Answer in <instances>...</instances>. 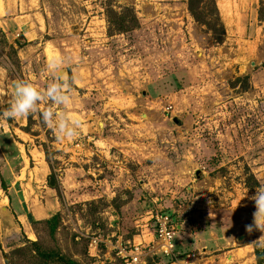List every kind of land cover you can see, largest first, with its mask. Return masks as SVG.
<instances>
[{"label": "rangeland", "instance_id": "obj_1", "mask_svg": "<svg viewBox=\"0 0 264 264\" xmlns=\"http://www.w3.org/2000/svg\"><path fill=\"white\" fill-rule=\"evenodd\" d=\"M216 1L221 44L187 0H0L17 52L10 60L0 45V112L17 81L45 89L59 56L77 83L57 110L83 123L58 142L40 115L48 101L0 122V206L11 213L0 216V264L27 239L86 264H119L120 246L143 239L134 234L154 235L156 213L170 216L175 247L166 255L156 237L141 241L152 247L143 264H257L252 243L264 233L245 225L264 185V0ZM110 6L133 7L138 27L109 34ZM22 32L35 39L18 47ZM54 214L51 237L43 221Z\"/></svg>", "mask_w": 264, "mask_h": 264}, {"label": "trees", "instance_id": "obj_2", "mask_svg": "<svg viewBox=\"0 0 264 264\" xmlns=\"http://www.w3.org/2000/svg\"><path fill=\"white\" fill-rule=\"evenodd\" d=\"M187 9L193 19L199 24L205 26L206 30L211 33L212 38L218 44H221L225 38V26L222 21L216 0H187ZM263 5L258 9L259 19L264 21ZM106 20L108 33H122L128 32L138 27L139 20L133 7L124 6L120 10L113 7L106 8ZM17 46L20 47L28 41L24 36L16 40ZM0 45L9 47V58L17 59L16 48L9 44L7 38L0 27ZM13 55V56H12ZM30 121V117L28 118ZM1 187L4 189L3 181ZM9 197V196H8ZM49 228L50 236L54 237V233L60 225V217L54 214L50 218L44 220ZM253 254L257 264H264V246L256 244L254 246ZM6 264H86L76 258L67 255L61 251L56 245L46 247L38 240L27 239L25 244L13 249L11 253L3 254ZM93 262L92 257H88ZM174 261L173 258L166 264Z\"/></svg>", "mask_w": 264, "mask_h": 264}, {"label": "clouds", "instance_id": "obj_3", "mask_svg": "<svg viewBox=\"0 0 264 264\" xmlns=\"http://www.w3.org/2000/svg\"><path fill=\"white\" fill-rule=\"evenodd\" d=\"M63 63V58L59 56L48 61L47 70L53 73L54 79L45 89L24 80L17 81L9 107L0 112V122L35 114L39 112L40 104L48 101L50 103L47 109L40 115L42 123L52 129L56 140L63 142L79 135V129L83 127L82 121L66 111L57 110L58 105L67 106L72 102L73 86L77 83L75 70L69 75L63 71ZM250 200L254 203L255 211L252 222L245 225V230L249 234L257 230L264 233V185L255 190ZM209 204L211 205V201ZM253 244H264V235Z\"/></svg>", "mask_w": 264, "mask_h": 264}, {"label": "built area", "instance_id": "obj_4", "mask_svg": "<svg viewBox=\"0 0 264 264\" xmlns=\"http://www.w3.org/2000/svg\"><path fill=\"white\" fill-rule=\"evenodd\" d=\"M154 219V237L158 252L162 254H172L175 244V226L172 224L170 216L166 213H156ZM100 239L94 236L90 239V245L97 248ZM152 247L145 246L142 242L132 243L129 249L120 246L118 255L120 257L119 264H143V257L151 250Z\"/></svg>", "mask_w": 264, "mask_h": 264}, {"label": "crops", "instance_id": "obj_5", "mask_svg": "<svg viewBox=\"0 0 264 264\" xmlns=\"http://www.w3.org/2000/svg\"><path fill=\"white\" fill-rule=\"evenodd\" d=\"M11 19H13V21H16L15 20V17H12ZM17 23V22H16ZM32 32V30L30 31V33ZM36 32V31H35ZM22 36H24L25 37V35H24V33L22 32V34H21ZM31 36L29 37V38H26V40L29 42V40H32V39H35V36L33 35V34H30ZM102 153H105V155H107L108 153H109V150L108 149H104V150H102ZM177 226V229H178V227H180V225H176ZM135 235H137V236H139L142 240L141 241H151V239L153 240L154 239V235L153 234H150L149 235V233H146V234H143L142 236H140L139 234H134L133 236H135ZM119 237H121V235H118ZM152 237V238H151ZM134 238V237H133ZM169 264H174V262L172 261L171 263H169Z\"/></svg>", "mask_w": 264, "mask_h": 264}, {"label": "water", "instance_id": "obj_6", "mask_svg": "<svg viewBox=\"0 0 264 264\" xmlns=\"http://www.w3.org/2000/svg\"><path fill=\"white\" fill-rule=\"evenodd\" d=\"M63 71L67 72L66 68H63ZM174 120L178 123L179 120L174 118ZM51 184L54 182L51 180ZM0 216L3 220L10 221L11 220V213L10 210L6 206H0Z\"/></svg>", "mask_w": 264, "mask_h": 264}, {"label": "bare ground", "instance_id": "obj_7", "mask_svg": "<svg viewBox=\"0 0 264 264\" xmlns=\"http://www.w3.org/2000/svg\"><path fill=\"white\" fill-rule=\"evenodd\" d=\"M243 237V236H242Z\"/></svg>", "mask_w": 264, "mask_h": 264}]
</instances>
